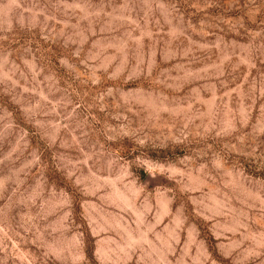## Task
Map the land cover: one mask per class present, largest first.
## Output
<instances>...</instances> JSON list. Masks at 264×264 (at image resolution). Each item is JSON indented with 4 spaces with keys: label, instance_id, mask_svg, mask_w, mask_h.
Here are the masks:
<instances>
[{
    "label": "rangeland",
    "instance_id": "rangeland-1",
    "mask_svg": "<svg viewBox=\"0 0 264 264\" xmlns=\"http://www.w3.org/2000/svg\"><path fill=\"white\" fill-rule=\"evenodd\" d=\"M0 264H264V0H0Z\"/></svg>",
    "mask_w": 264,
    "mask_h": 264
}]
</instances>
